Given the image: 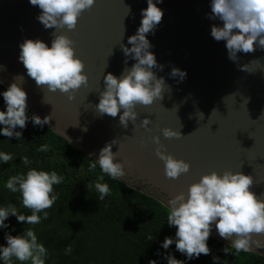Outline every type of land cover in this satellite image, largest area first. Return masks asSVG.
Segmentation results:
<instances>
[{
    "label": "water",
    "instance_id": "water-1",
    "mask_svg": "<svg viewBox=\"0 0 264 264\" xmlns=\"http://www.w3.org/2000/svg\"><path fill=\"white\" fill-rule=\"evenodd\" d=\"M210 3L163 0L157 4L164 15L147 38L153 46L150 51L164 65L162 71H154L170 88L165 86L163 100L137 106L139 117L127 128L119 123L123 110L116 118L101 116L96 105L104 90V76L119 77L125 67L136 63L128 59L124 64L121 46L131 47L128 38L140 27L147 0H96L79 17L74 31L46 29L37 19L41 10L30 0H0V82L9 87L15 76H23L28 108L41 119L51 114L53 120L47 126L95 160L116 139L112 151L127 172L121 180L165 206L169 198L187 193L203 175L212 171L222 175L226 170L252 175V191L264 199V50L241 52L238 63L231 61L226 42L211 36V26H222V22L208 19ZM59 31L76 41V56L85 63L89 77L74 92V99L59 90L37 87L19 60V46L26 39H39L51 47L52 33ZM245 64H250L248 71L242 70ZM173 67L186 71V78H173ZM145 118L151 120L146 127ZM166 127L183 136L165 138L162 130ZM155 136L168 154L190 163L188 173L175 180L166 177L164 162L156 156ZM211 235L231 243L214 226ZM256 238L264 241V234ZM251 252L264 256V248Z\"/></svg>",
    "mask_w": 264,
    "mask_h": 264
},
{
    "label": "clouds",
    "instance_id": "clouds-1",
    "mask_svg": "<svg viewBox=\"0 0 264 264\" xmlns=\"http://www.w3.org/2000/svg\"><path fill=\"white\" fill-rule=\"evenodd\" d=\"M162 2L163 0H147L148 6L141 12V25L136 34L128 38L131 47L124 44L121 46L126 57L124 64H128V59H133L136 63L130 68L125 67L119 77L112 73L104 76V90L100 93L96 110L101 116L108 115L113 118L123 110V114L119 115V123L124 128L128 127L130 121L134 124L138 119L137 106H149L156 100L164 99L166 81L154 71L157 68L162 71L164 65L159 64L155 54L150 51L153 46L147 38L149 33L154 34L162 21L164 12L157 6ZM95 3L96 0H30L32 6H38L41 10L37 19L46 29L66 28L68 31L76 29L79 17ZM210 8L208 19L222 22V26H211V36L218 42H226L231 61L239 62L238 53H254L257 48L264 50V0H211ZM52 36L51 47L39 39H26L19 46V60L37 87H46L50 92L59 90L68 94L69 99H74V92L88 83L85 63L76 56V41L63 31L53 32ZM249 65H243L242 70L248 71ZM170 75L173 78L179 77L182 81L187 73L173 67ZM23 81V76H15L13 83L2 93L6 111L0 110V125L4 126L0 129V134L8 138L22 139V131L16 129H25L29 119L35 126L40 127L53 120L51 114L43 119L38 115H27L28 93L22 86ZM150 123L148 118L143 120L145 127ZM162 131L167 139H179L183 136L180 131L169 127ZM153 143L158 145L156 156L164 162L167 178L179 179L190 171V163L168 154L159 136L153 137ZM116 144L114 139L103 147L99 152V159H94L89 164V171H95L99 165L102 173L113 180L126 177L124 163L118 161L117 152L112 151ZM49 150L48 144L41 145L38 149L41 152ZM12 160L11 153L0 152V161L6 164ZM30 163L27 156L22 157V164ZM63 180L64 177L56 171L36 168H30L26 174L11 176L5 187L13 193L21 194L22 206L29 209L31 214H21L11 203L0 207V228L10 227L5 223L10 216H15L18 222H26L28 225H36L42 219H47L46 210L59 198L54 185H59ZM103 180L104 175L99 176L94 185L100 200H104L111 191L107 183L100 182ZM254 184V177L241 171L226 170L222 175L212 171L203 175L199 182L193 183L187 193L181 192L169 198L167 224L174 226L176 232L175 239L165 237L162 248L168 249L175 243L176 250L186 255L189 260L199 258L201 254L209 255L211 249L208 240L213 226L221 238L231 242L234 255L264 248V241L256 238L257 235L264 234V199L252 191ZM92 187V184L87 185L88 189ZM12 230L15 231V228ZM5 239L7 246H0V260L3 264H14V258L21 264H46L48 250L43 243L38 242L33 228L25 229L21 235L6 234ZM147 239L151 241L153 236L148 235ZM71 251V246L65 250L66 254ZM223 251L227 254L230 248L226 246ZM166 259L168 264H185L173 255H168ZM219 259L213 257L216 262ZM149 264L157 262L151 260Z\"/></svg>",
    "mask_w": 264,
    "mask_h": 264
},
{
    "label": "trees",
    "instance_id": "trees-1",
    "mask_svg": "<svg viewBox=\"0 0 264 264\" xmlns=\"http://www.w3.org/2000/svg\"><path fill=\"white\" fill-rule=\"evenodd\" d=\"M7 89L0 82V110L4 111L6 105L2 93ZM27 115L35 114L27 108ZM3 127L0 125V129ZM16 130L22 131V139L0 134V152L13 155L9 163L0 161V207L11 203L21 214H31L22 206L21 194L5 187L11 176L26 174L30 168H36L56 171L64 180L54 185L59 198L46 210L48 218L39 224L28 225L10 216L5 221L10 227L0 228V246H7L6 234L21 235L25 229L33 228L38 242L48 250L46 264H149L151 260L168 264V255L185 264H264V256L254 252L234 255L230 245L212 235L208 240L210 254H201L192 260L177 251L175 243L168 249L162 248L165 237L175 239L176 228L167 224L168 207L161 201L130 187L121 179L113 180L102 173L99 165L95 171H89L94 158L47 125L35 126L29 119L25 129ZM44 144H48L50 150L38 151ZM23 156L29 158V165L22 164ZM101 175L104 180L100 182L107 183L111 190L104 200L99 199L94 187ZM88 184L93 187L88 189ZM40 215L43 217V212ZM148 235L153 236L151 241L147 239ZM69 246L72 251L66 254ZM226 246L230 248L227 254L223 251ZM213 257H219V262ZM0 264H3L2 260ZM14 264L21 262L14 258Z\"/></svg>",
    "mask_w": 264,
    "mask_h": 264
}]
</instances>
